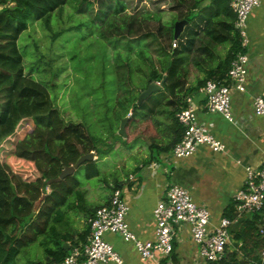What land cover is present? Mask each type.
Here are the masks:
<instances>
[{"label":"trees","instance_id":"trees-1","mask_svg":"<svg viewBox=\"0 0 264 264\" xmlns=\"http://www.w3.org/2000/svg\"><path fill=\"white\" fill-rule=\"evenodd\" d=\"M74 1L0 0V153L5 149L2 148L5 143L9 145L8 155L0 158V264H19L18 258L23 250L35 243H39L46 255L44 263L36 264L62 263L74 248L87 244L91 234L88 220L100 208L108 205L112 193L120 189L119 181L114 176L113 186L106 182L111 188L107 202L94 206L88 202L76 172L61 182L49 184L60 177L64 168L74 166L83 155L91 152L98 159L85 162L81 167L86 171L87 180L98 178V161L108 156L117 139L115 137L109 146L103 139L104 145L109 148H101L100 140L88 134L82 124L65 121L59 109L54 106L47 88L36 81L32 74H26L19 40L29 23L45 21L50 29L53 15L62 11L68 2L72 5ZM80 1V4H86L99 0ZM181 2L187 7V11L174 16H178L177 21L188 20L189 25L186 33L183 32L178 40L174 39V24H160L157 32L152 33L145 25L152 17L146 16L141 20L134 15H123L126 10L123 3L118 4L113 17L117 20L120 15L121 20L129 21L128 26L127 23L125 26L118 25L115 20L106 23L110 33L117 39L116 51L119 52L121 48L127 50L128 58L116 71L119 90L116 106L120 111L118 122L121 123L128 116H131L128 126L151 117L157 118L153 121L159 126L164 124V120L168 121L166 131L172 138L165 146L160 147L163 152L173 150L183 138L184 128L176 115L182 105H186L188 96L208 81L225 80L233 60L239 53L246 52L235 28L236 14L231 8V0ZM200 23L203 24V34L210 43L217 46L228 43L231 48L227 56L208 72L196 88H187L190 58L195 45L191 36L194 26L198 27ZM188 27L192 30L189 37ZM107 35L108 31L104 33L105 37ZM126 39L128 40L125 41ZM175 41L178 47L174 49ZM134 49H137L136 52H133ZM121 58L122 56L119 57ZM137 60L142 64L139 68L135 64ZM135 74L146 76L147 85L139 94L151 83L161 82L164 76H167V80L161 91L139 106V94L134 95L135 89L128 85ZM122 90L127 91L121 93ZM140 114L143 115L142 118ZM119 129V125L114 128L115 132ZM155 159L156 153L147 162ZM72 196H75L73 202L70 201ZM235 205L237 207V203ZM233 210L236 211L230 209L229 212H234ZM74 211L83 213L85 218L87 226L82 232L69 228L68 213ZM261 229H264V209L247 220L241 232L235 236L237 245L244 240L243 248L232 252L227 250L224 260L209 264H247L246 258L258 259L264 249ZM174 250L171 259L178 263ZM239 250H243L245 257L239 258ZM166 263L164 260V264Z\"/></svg>","mask_w":264,"mask_h":264},{"label":"crops","instance_id":"crops-1","mask_svg":"<svg viewBox=\"0 0 264 264\" xmlns=\"http://www.w3.org/2000/svg\"><path fill=\"white\" fill-rule=\"evenodd\" d=\"M194 28L191 38L195 40V45L192 49L193 56L190 58L187 88H196L198 83L206 78L208 72L216 68L227 56L231 48L228 43L219 46L210 43L203 34L202 23ZM247 28L250 40L246 50L249 56V76L244 90L233 93L232 110L236 121L231 123L220 113L208 109L207 94L201 90L205 85L189 95L186 105L183 104L181 108V110L191 108L199 124L225 144L224 151L214 152L209 147L200 145L191 157L177 160L173 158L172 150L163 152L160 149L172 138L166 131L168 121L164 120V124L160 126L156 124L157 129L153 128L154 131L149 132V135L140 132L139 137L134 132L133 126L138 123H133L130 127L127 124L128 139L124 140L129 146L135 145L133 150H129V147L125 150L129 154L127 163L132 161L135 155L140 157L138 168L137 163L134 166L131 163V166L127 165V169L130 171L135 169L138 175L132 171L127 174L125 171L115 177L129 207L127 216L129 227L138 240L142 242L155 240L154 210L166 197L169 187L179 185L192 194L198 205L209 209L212 227L218 225L223 218L233 221L229 252L243 248L244 240L237 245L235 236L254 214L239 210L235 205L234 195L244 189L247 169L255 171L263 169L264 116H256L253 105L255 99L264 93V0L249 15ZM191 32L192 30L187 31L188 37ZM142 123L144 124L139 122V125ZM138 142H141V145H138ZM154 153L156 159L148 163L147 160ZM110 158L108 155L98 162L103 164ZM154 163L158 166L155 167ZM115 170H121V166L117 165ZM114 182L113 178L110 185ZM89 188L94 192L92 202L95 204L92 205L101 206L107 202L109 190L103 193L100 185ZM230 209L236 211L230 213ZM105 239L115 247L126 264H164V260L159 261L160 255L155 259L142 261L135 245L126 242L119 235L108 233ZM174 249L178 264H209L200 258L198 248L192 239L191 228L187 224L176 227ZM238 255L239 258H243V250H239Z\"/></svg>","mask_w":264,"mask_h":264},{"label":"rangeland","instance_id":"rangeland-1","mask_svg":"<svg viewBox=\"0 0 264 264\" xmlns=\"http://www.w3.org/2000/svg\"><path fill=\"white\" fill-rule=\"evenodd\" d=\"M80 2L75 0L72 5L68 2L62 11L55 13L51 19L50 29L45 21H31L19 40V47L24 57L26 74H32L36 81L47 88L54 106L59 109L65 121L82 124L88 134L100 140V147L104 150L109 148L115 137L117 138L112 144L113 150L108 154L111 158L103 164L98 162L100 170L98 178L87 180L84 167L76 171L88 202L95 204L92 202L94 192L89 187L100 185L105 193L110 189L106 182L110 183L114 176H119L125 171L127 174L135 172V169L128 170L127 165L131 166L132 163L134 166L137 163L136 167L140 166L139 155H135L132 161L127 163L129 154L125 150L127 147L133 150L135 145L129 146L119 135L120 129L117 132L114 130L115 126L121 127L122 123L118 122L120 111L116 106L119 91L116 71L120 65L128 61V58L127 50L119 49L123 55L116 51L117 39L110 33L106 23L115 20L113 16L116 7L123 3L126 7L123 15H134L141 20L146 16L152 17L145 25L150 28L149 31L156 33L160 24L175 26L177 17L180 16L179 12L185 14L187 7L181 0H99L86 4ZM120 18L119 15L116 23L124 26L127 23L128 26L129 21ZM188 30H191L190 27ZM106 31L108 35L105 37ZM135 64L138 68L139 65L142 66L138 60ZM128 83L129 88L135 89L133 94H139L147 85L146 76L135 74ZM123 87L126 89L125 84ZM124 91L127 90H122L121 93ZM142 117L140 114V118ZM153 120L157 118L151 117L144 121V124L133 125L136 135L139 137L140 132L149 135V132L154 131L153 128L156 130L157 126ZM103 139L108 146L104 145ZM138 145H141V142H138ZM2 148L5 149L1 151L0 158H5L9 152V145L5 143ZM117 165L121 166V170H115ZM135 175L138 173L135 172ZM74 198L75 196H72L70 201L73 202ZM75 213V211L74 215L68 213L69 228L82 232L87 226L85 218L83 213ZM18 260L20 264L44 263L46 255L39 243H35L24 249Z\"/></svg>","mask_w":264,"mask_h":264},{"label":"built area","instance_id":"built-area-1","mask_svg":"<svg viewBox=\"0 0 264 264\" xmlns=\"http://www.w3.org/2000/svg\"><path fill=\"white\" fill-rule=\"evenodd\" d=\"M262 0H231V8L236 14L235 28L239 32L242 47L247 50L250 40L247 33V20ZM178 43H173L177 48ZM249 56L247 51L239 53L233 60L227 77L223 81H208L201 89L207 94L208 109L218 112L226 120L234 123L232 103L234 91L244 90L249 76ZM253 111L256 116H264V93L254 101ZM177 119L184 128L182 140L172 150L177 160L191 157L200 145L209 147L214 152L225 150V144L206 131L198 122L191 108L182 109ZM157 167L158 164L154 163ZM237 208L241 211L256 214L264 209V159L263 169H247L244 189L234 195ZM129 207L122 190L116 189L110 203L100 208L94 217L88 220L91 234L88 242L82 247L74 248L60 264H126L115 247L105 236L108 233L119 235L126 242H132L142 261L155 259L157 255L166 264H178L172 261L174 235L178 225L187 224L191 228L192 239L196 244L200 258L206 262H220L225 259L231 241L233 221L223 218L218 225L211 226V213L208 208L198 205L192 194L179 185H172L167 195L154 210L156 221L155 240L142 242L131 231L127 216ZM264 238V229L260 230ZM245 257V255L243 256ZM247 264H264V249L259 258H246Z\"/></svg>","mask_w":264,"mask_h":264},{"label":"water","instance_id":"water-1","mask_svg":"<svg viewBox=\"0 0 264 264\" xmlns=\"http://www.w3.org/2000/svg\"><path fill=\"white\" fill-rule=\"evenodd\" d=\"M188 25H189L188 20H181V21L176 22L175 31H174V39L175 40H178L180 38V36L182 35V33L184 32L185 28ZM166 80H167V76H164V78L162 79L161 82L151 83L148 86V88L145 89L140 94V96L138 98V105L139 106L142 105V103L144 101H146L149 97H151L153 94L161 91L165 86ZM130 120H131V117L128 116L121 123L119 135H121L124 139H126L128 137V135H127V124L129 123ZM95 160H97V159H96L94 152L83 155L74 166L64 168L60 174V177L55 179V180L50 181L49 184L51 185L52 183H58V182L65 180L67 177L72 176L76 172V170H78L85 162H93ZM65 248H67V245H65Z\"/></svg>","mask_w":264,"mask_h":264}]
</instances>
